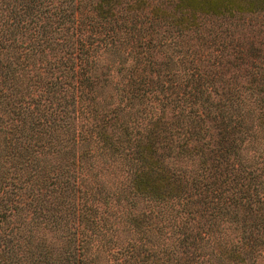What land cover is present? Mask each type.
<instances>
[{
	"label": "trees",
	"instance_id": "trees-1",
	"mask_svg": "<svg viewBox=\"0 0 264 264\" xmlns=\"http://www.w3.org/2000/svg\"><path fill=\"white\" fill-rule=\"evenodd\" d=\"M0 264H264V0H0Z\"/></svg>",
	"mask_w": 264,
	"mask_h": 264
},
{
	"label": "rangeland",
	"instance_id": "rangeland-1",
	"mask_svg": "<svg viewBox=\"0 0 264 264\" xmlns=\"http://www.w3.org/2000/svg\"><path fill=\"white\" fill-rule=\"evenodd\" d=\"M2 112V106L0 107V118H4L5 116L1 113Z\"/></svg>",
	"mask_w": 264,
	"mask_h": 264
}]
</instances>
